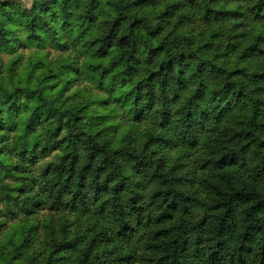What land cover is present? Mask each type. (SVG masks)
Here are the masks:
<instances>
[{
  "label": "trees",
  "instance_id": "trees-1",
  "mask_svg": "<svg viewBox=\"0 0 264 264\" xmlns=\"http://www.w3.org/2000/svg\"><path fill=\"white\" fill-rule=\"evenodd\" d=\"M0 264H264V0H0Z\"/></svg>",
  "mask_w": 264,
  "mask_h": 264
},
{
  "label": "rangeland",
  "instance_id": "rangeland-1",
  "mask_svg": "<svg viewBox=\"0 0 264 264\" xmlns=\"http://www.w3.org/2000/svg\"><path fill=\"white\" fill-rule=\"evenodd\" d=\"M3 1H6V0H3ZM13 1L19 2L24 7L26 6L31 7L34 2V0H13Z\"/></svg>",
  "mask_w": 264,
  "mask_h": 264
}]
</instances>
